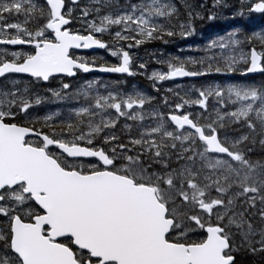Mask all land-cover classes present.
I'll return each instance as SVG.
<instances>
[{
    "label": "snow or ice",
    "instance_id": "1",
    "mask_svg": "<svg viewBox=\"0 0 264 264\" xmlns=\"http://www.w3.org/2000/svg\"><path fill=\"white\" fill-rule=\"evenodd\" d=\"M253 14L264 0H0V264H264V32L153 53L158 94L225 78L159 101L100 77L40 88L145 75L133 48Z\"/></svg>",
    "mask_w": 264,
    "mask_h": 264
},
{
    "label": "rangeland",
    "instance_id": "2",
    "mask_svg": "<svg viewBox=\"0 0 264 264\" xmlns=\"http://www.w3.org/2000/svg\"><path fill=\"white\" fill-rule=\"evenodd\" d=\"M133 2H135V0H133ZM210 2V0H209ZM228 2L235 4L236 0H228ZM178 3V0H177ZM223 15L227 16L230 15V11L228 10H224L223 11ZM264 21V16H261L260 14H253L251 17L249 18H236L234 20H225V19H219L213 23H209L206 21H201L198 22L196 25V34L194 36L195 40H201L199 41L200 43H196L197 45H203L207 40H211L213 38H215L218 35H222L225 31L229 30L230 28H236V27H240V24H242V22L246 23V24H252V23H256L259 24L261 23V21ZM158 42V41H156ZM153 43H147L142 45V47H144V49H140L139 48H133L131 51L134 54V56L136 57L135 59V64H139L141 62L146 64V72L145 75H134V76H128L126 74H124L123 78H125V80H122V78H119L118 80L115 81H124V87L127 89L128 87L135 85L137 86L140 90H142L145 94L148 95H152L155 96L157 101H159V97L160 95L164 94V90L168 89V88H174L175 85H184V86H191L193 85L192 82H186V81H182L181 83L178 82L176 83L174 80L171 81H164V82H159L158 86L161 89L160 93H156L153 92L152 90V82L149 81L147 79V75L151 73V71L153 69L156 70H166V68H163L160 64H157L154 62L153 58H152V54L155 53L157 58H160V54L163 53V58H167L169 55H174V56H178L176 55L178 51H176L175 53H172L171 51L173 50H179V49H186V46H188V42L187 41H176V39L172 42H170L168 45L169 47L167 48V44H159V43H154V45L157 46H152ZM192 46H196V45H192ZM183 52H189L188 50H184ZM99 56H102L103 58L107 59L104 61H111L113 59V57H111L110 55H108V53H106L105 51L103 53H100ZM111 58V60H110ZM115 60V58H114ZM112 60V61H114ZM135 64L133 66V71H139L136 67ZM126 77H129L128 79ZM95 77H91V78H79L77 77L76 79H69L65 82H71L74 85L79 84L81 81L83 80H88V79H92ZM64 78H56L53 79L51 81L50 84H42L40 85V88L43 89L45 87H58V82ZM102 80L105 81H109V82H114L112 81L111 78H101ZM49 107L51 108H55L57 107V105H50ZM245 264H247V262H245Z\"/></svg>",
    "mask_w": 264,
    "mask_h": 264
},
{
    "label": "trees",
    "instance_id": "3",
    "mask_svg": "<svg viewBox=\"0 0 264 264\" xmlns=\"http://www.w3.org/2000/svg\"><path fill=\"white\" fill-rule=\"evenodd\" d=\"M197 2H199V0H197ZM239 28L243 33H246L248 35H251L253 32H264V21L262 20L261 23H259V24H256V23L246 24V23L242 22V24H240ZM194 36L189 37L187 40H182L180 38H177L176 41H178V40L187 41L188 45H197L196 43H200L199 41H201V40H195ZM151 43H153V45H152L153 47L157 46V45H154V43L162 44L159 41L158 42L154 41ZM168 47H169V45L167 46V48ZM140 49L143 50L144 47L140 46ZM176 51H178L176 55L181 56V57L198 55V53L193 52V51L183 52V51H179V50H173L171 52L175 53ZM224 79H225L224 77L213 75V76H208V77H199L198 79H194V80L186 79V80H183V82L188 81V82H192L193 84L199 86L201 84H206V83H211V82H216V81H222ZM231 79L232 80H241V79H245V78L235 76V77H232ZM247 79L255 80V81L259 82L261 79H264V76H261V74H260V75H256V76H249V77H247ZM64 80L67 81L69 79H64Z\"/></svg>",
    "mask_w": 264,
    "mask_h": 264
},
{
    "label": "flooded vegetation",
    "instance_id": "4",
    "mask_svg": "<svg viewBox=\"0 0 264 264\" xmlns=\"http://www.w3.org/2000/svg\"><path fill=\"white\" fill-rule=\"evenodd\" d=\"M104 52V50H98V51H96V52H82V53H78V54H83V55H87V56H92V55H96V56H99L100 55V53H103ZM105 58H103V60H104ZM105 60H107V59H105ZM110 60H111V58H110ZM112 60H114V58L112 59ZM104 61V62H106L107 64H114V63H116V60H114V61ZM124 74H114V75H109V76H98V75H94V74H85V73H79L78 75H77V77H79V78H91V77H100V78H111L112 79V81H114L115 82V80H118L119 78H122V80H125V78H123V77H125V76H123ZM127 79L129 78V77H126ZM121 80V81H122Z\"/></svg>",
    "mask_w": 264,
    "mask_h": 264
},
{
    "label": "water",
    "instance_id": "5",
    "mask_svg": "<svg viewBox=\"0 0 264 264\" xmlns=\"http://www.w3.org/2000/svg\"><path fill=\"white\" fill-rule=\"evenodd\" d=\"M98 50H101V49H90V50H76V52H96ZM87 74H95V75H102V76H109V75H113V74H117V73H100V72H92V73H87ZM255 75H259V73H256V74H250V76H255ZM57 77H62V76H57ZM199 77H184V78H175V80L177 81H181L182 79H191V80H194V79H198Z\"/></svg>",
    "mask_w": 264,
    "mask_h": 264
}]
</instances>
